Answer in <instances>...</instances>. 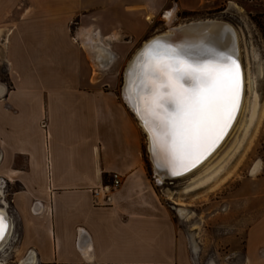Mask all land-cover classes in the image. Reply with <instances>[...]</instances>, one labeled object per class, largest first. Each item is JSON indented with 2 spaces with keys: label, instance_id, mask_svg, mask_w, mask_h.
Returning a JSON list of instances; mask_svg holds the SVG:
<instances>
[{
  "label": "crops",
  "instance_id": "obj_1",
  "mask_svg": "<svg viewBox=\"0 0 264 264\" xmlns=\"http://www.w3.org/2000/svg\"><path fill=\"white\" fill-rule=\"evenodd\" d=\"M220 1L0 0V210L12 226L0 262L191 264L108 71L165 13ZM241 264H264V213L246 225Z\"/></svg>",
  "mask_w": 264,
  "mask_h": 264
},
{
  "label": "rangeland",
  "instance_id": "obj_2",
  "mask_svg": "<svg viewBox=\"0 0 264 264\" xmlns=\"http://www.w3.org/2000/svg\"><path fill=\"white\" fill-rule=\"evenodd\" d=\"M172 16L170 23L163 17L156 20L134 42L127 37L129 48L119 60L113 61L108 74L113 75L114 90L121 98L126 67L145 41L171 27L204 20H217L233 29L246 76L244 101L230 133L212 155L191 174L165 180L159 185L153 173L146 136L139 130L146 174L178 231L188 239L190 263L241 264L246 225L256 215L264 213L261 206L264 203V0H222L215 10L192 15L177 12ZM250 79L256 82L261 119L244 135L242 125L252 100L247 88ZM6 80L1 64L0 82ZM257 161L260 171L252 176L250 171ZM207 177L211 179L205 185L186 191ZM180 209L184 210L185 217L178 214Z\"/></svg>",
  "mask_w": 264,
  "mask_h": 264
},
{
  "label": "snow or ice",
  "instance_id": "obj_3",
  "mask_svg": "<svg viewBox=\"0 0 264 264\" xmlns=\"http://www.w3.org/2000/svg\"><path fill=\"white\" fill-rule=\"evenodd\" d=\"M129 72L139 97L136 113L158 162L173 174L195 166L234 116L239 65L201 42L172 45L155 40L138 53ZM5 229L0 217V239Z\"/></svg>",
  "mask_w": 264,
  "mask_h": 264
},
{
  "label": "bare ground",
  "instance_id": "obj_4",
  "mask_svg": "<svg viewBox=\"0 0 264 264\" xmlns=\"http://www.w3.org/2000/svg\"><path fill=\"white\" fill-rule=\"evenodd\" d=\"M164 19L167 20V22L170 20L169 13H166L164 15ZM170 23V21H169ZM159 40L161 42L167 43V44H180V43H196L201 42L205 46L213 49L217 53H224L227 55H230L236 63L239 65V71H240V91H239V97H238V103L237 107L234 111V116L229 122L228 127L225 129L224 133L222 134V137L216 142L215 145L212 146V148L195 164V166L189 167L187 170L179 169V174H173V171L171 168H169L166 164H163L162 162H158L157 157L153 153V147L152 142L149 136L148 131L146 130L144 123L140 117L137 116L136 113V107L139 101V97L137 94V91L135 87H132V84L134 83V78L130 74L129 69L132 66L134 60L136 59L138 53L141 51V49L145 48L146 45L151 43L152 41ZM237 39L235 36V33L233 29L223 23L219 22L217 20H204V21H198V22H190L186 24H182L180 26L171 27L169 30H167L165 33L156 35L149 40L145 41L141 48L137 51V53L134 55V57L129 61L126 71L124 74V87L122 93H121V99L123 100L124 104L127 106V108L131 111L133 116L138 121V124L146 136L147 141V150L150 156V160L152 162L153 166V173L155 175L156 181L159 185H161L165 180H175L182 177H185L189 174H191L194 170H196L212 153L221 145V143L225 140L227 135L230 133V129L234 125V122L236 120V117L238 113L240 112V108L243 105L244 101V85L246 86V76L244 72V68L242 65V62L240 60V54L239 49L237 47ZM98 53H104L103 48L98 49ZM99 56H101L99 54ZM249 78V76H248ZM248 91L251 94L252 100L250 101V107H249V113L248 117L244 120L242 127L244 128V135H246L249 130L252 127H256V125L260 122L261 116H260V104H259V96L256 90V82L253 79L251 81H248ZM239 148V145L237 149ZM260 171V163L257 161L252 165L250 175L254 176ZM218 173V172H215ZM211 177H207L205 180H202L200 182H197L196 184L192 185L191 187L187 188L186 191H191L194 189H197L203 185H205L207 182H209ZM222 180V179H221ZM178 214L181 216H186L184 210H178ZM0 217H4L5 223H6V229L3 239H0V247L4 242L8 239L9 235L12 231V226L9 224V218L5 214L3 210H0ZM0 264H5L0 262Z\"/></svg>",
  "mask_w": 264,
  "mask_h": 264
},
{
  "label": "built area",
  "instance_id": "obj_5",
  "mask_svg": "<svg viewBox=\"0 0 264 264\" xmlns=\"http://www.w3.org/2000/svg\"><path fill=\"white\" fill-rule=\"evenodd\" d=\"M120 184H121L120 177L118 175L114 174L111 177V181L109 183V186H107V187L115 189V188L119 187ZM5 187H6L5 181L0 178V194H2L4 192Z\"/></svg>",
  "mask_w": 264,
  "mask_h": 264
},
{
  "label": "trees",
  "instance_id": "obj_6",
  "mask_svg": "<svg viewBox=\"0 0 264 264\" xmlns=\"http://www.w3.org/2000/svg\"><path fill=\"white\" fill-rule=\"evenodd\" d=\"M189 15L195 14V13H187ZM104 181L107 182L106 177L104 176Z\"/></svg>",
  "mask_w": 264,
  "mask_h": 264
}]
</instances>
